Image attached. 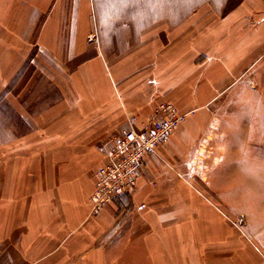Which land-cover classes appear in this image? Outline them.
I'll return each mask as SVG.
<instances>
[{"label": "crops", "instance_id": "crops-1", "mask_svg": "<svg viewBox=\"0 0 264 264\" xmlns=\"http://www.w3.org/2000/svg\"><path fill=\"white\" fill-rule=\"evenodd\" d=\"M98 2L90 53L91 0H0V122L23 127L0 129V264H264V0ZM161 101L186 119L94 212L107 150Z\"/></svg>", "mask_w": 264, "mask_h": 264}, {"label": "built area", "instance_id": "built-area-1", "mask_svg": "<svg viewBox=\"0 0 264 264\" xmlns=\"http://www.w3.org/2000/svg\"><path fill=\"white\" fill-rule=\"evenodd\" d=\"M186 116L169 101H161L156 106L153 119L143 128L137 127V116L130 115L127 127L107 150V161L97 170L96 188L92 195L94 212L123 196L134 194L145 156L156 153Z\"/></svg>", "mask_w": 264, "mask_h": 264}, {"label": "rangeland", "instance_id": "rangeland-1", "mask_svg": "<svg viewBox=\"0 0 264 264\" xmlns=\"http://www.w3.org/2000/svg\"><path fill=\"white\" fill-rule=\"evenodd\" d=\"M108 2V0H100V6L103 4V3H106ZM91 3H92V11H91V15H92V24H93V30L95 31L96 33V38H95V45L93 46V48L89 51L90 53H94L96 50L97 51H100V42L103 44V46L105 48H108V43L105 41L107 39H109L112 35H113V27L112 26H108L109 22H113L115 21V16L112 15V12L111 11H102V10H99L98 8V0H91ZM27 69V68H26ZM7 75H1L0 74V83L4 82L2 81L3 79L6 78ZM29 76L30 74L26 73L23 77V82H27L29 79ZM39 78V77H38ZM24 101L21 100V104H23ZM160 103V102H159ZM158 103V104H159ZM157 104V105H158ZM156 105V106H157ZM156 106L154 107L153 111H152V115H151V118H150V121L153 119L154 117V112H155V108ZM16 107H6V108H0L2 109L3 111L5 112H10L12 110H14ZM34 107L33 106H29V107H21V109H27V110H31L33 109ZM2 111L0 110V113ZM10 119H13L10 117ZM8 124H6V122H0V129H1V126H2V130H8L7 127H9L10 129V126H17V125H20L19 126V129L21 127V124H16V123H11L9 124L8 126H6ZM23 125V124H22ZM23 127H21L22 129ZM124 129V128H123ZM122 129V130H123ZM121 130V131H122ZM223 205V204H222ZM224 207H227L226 205H223ZM234 217L237 218V214L235 216L234 214Z\"/></svg>", "mask_w": 264, "mask_h": 264}, {"label": "snow or ice", "instance_id": "snow-or-ice-1", "mask_svg": "<svg viewBox=\"0 0 264 264\" xmlns=\"http://www.w3.org/2000/svg\"><path fill=\"white\" fill-rule=\"evenodd\" d=\"M121 2H128V0H121ZM0 119H3V114L2 113H0Z\"/></svg>", "mask_w": 264, "mask_h": 264}, {"label": "clouds", "instance_id": "clouds-1", "mask_svg": "<svg viewBox=\"0 0 264 264\" xmlns=\"http://www.w3.org/2000/svg\"><path fill=\"white\" fill-rule=\"evenodd\" d=\"M243 163L247 164V161L245 160V161H243ZM246 170L251 171V169H246Z\"/></svg>", "mask_w": 264, "mask_h": 264}, {"label": "bare ground", "instance_id": "bare-ground-1", "mask_svg": "<svg viewBox=\"0 0 264 264\" xmlns=\"http://www.w3.org/2000/svg\"><path fill=\"white\" fill-rule=\"evenodd\" d=\"M148 170V169H147ZM139 183V182H138ZM125 197H127V196H124L123 198H125ZM119 200V199H118ZM128 201V200H127ZM148 205V204H147Z\"/></svg>", "mask_w": 264, "mask_h": 264}]
</instances>
